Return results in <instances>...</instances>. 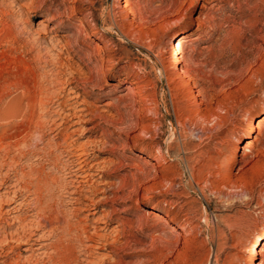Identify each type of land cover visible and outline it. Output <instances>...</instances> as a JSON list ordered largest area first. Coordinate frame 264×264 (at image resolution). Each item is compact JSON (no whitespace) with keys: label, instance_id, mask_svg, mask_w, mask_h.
Segmentation results:
<instances>
[{"label":"rangeland","instance_id":"obj_1","mask_svg":"<svg viewBox=\"0 0 264 264\" xmlns=\"http://www.w3.org/2000/svg\"><path fill=\"white\" fill-rule=\"evenodd\" d=\"M130 1L154 18L151 34L156 38L138 44L119 27H112L115 18L122 22L133 18L122 8L126 0H0V95L12 83L37 78L48 108L44 118L69 114V142L77 152L85 146L91 150V163L99 169L92 170L96 173L85 193H95L99 212L92 214L81 204H68L61 217L88 225L91 231L97 227L107 237L104 245L90 242L91 256L81 255L87 259L83 264H249V247L264 232V123L248 133L264 116V0ZM57 10L68 26L60 32L59 19L48 18ZM197 16L202 24L193 21ZM82 18L86 28L78 32ZM4 26L12 27L9 37ZM185 33L181 55L190 59L177 68L170 56L171 38ZM73 38H78V46L91 45L90 51L97 44L105 51H97V59L89 65L75 52L76 43L69 41ZM103 54L107 61H101L100 74L94 64ZM156 63L173 73L176 87L165 76L159 78ZM185 66L192 71H182ZM91 70L97 78L100 75L101 85L83 90L79 84L77 92H72L75 83H70L69 75L82 78ZM137 70L146 77L137 88L151 106L156 99L154 112L143 113L129 98L119 101L128 93ZM11 90L4 94L0 107L20 97V89L11 86ZM82 107L86 110L79 111ZM212 113L223 115L221 124L211 120ZM201 116L208 122L198 120ZM46 133V140L55 138L56 131ZM58 139L63 137L53 141ZM42 146L1 150L0 177L15 169L19 176L28 171L24 155L29 149L42 155ZM161 151L165 157L158 162ZM3 191L0 203L7 208L13 193L3 195ZM56 196L68 199L62 189ZM151 209L161 212L164 219L152 215ZM165 220L185 223L188 232L170 233ZM11 222L0 221V230L12 231ZM78 231L74 245L80 254L82 234ZM11 247L13 251L3 253L0 264L33 253L24 250L27 244ZM259 248L261 262L263 243ZM38 256L29 263L66 260L64 255L53 260Z\"/></svg>","mask_w":264,"mask_h":264},{"label":"bare ground","instance_id":"obj_2","mask_svg":"<svg viewBox=\"0 0 264 264\" xmlns=\"http://www.w3.org/2000/svg\"><path fill=\"white\" fill-rule=\"evenodd\" d=\"M122 8L127 13L131 12L133 18L132 19L127 18L125 19L126 21L123 22L115 18V22L111 24L112 27L115 26L117 28L119 27L122 33L126 37H128L130 40H133L138 44H142V42L147 39L151 41L152 39L156 38L155 35H153L155 32L153 30H155V28L151 26V22L152 20H154V18L151 15L145 14L146 12L145 8L134 7L130 0H126V4ZM150 14L152 13L150 12ZM48 18L51 19L52 21H56L59 19V22L56 23L57 29H59L57 30L58 32L63 30V29L61 30L62 27L64 28L68 27L65 25L64 21L61 20V12H59L58 10L50 14ZM83 19L84 18H82L81 20L80 29L78 30V32L81 29L84 30L86 28V23ZM192 19L193 21H198L200 24H202V19L199 16L193 17ZM12 31L13 30L11 26H6L5 36L9 37L10 35H12L11 34ZM151 32H153V34H151ZM187 35L188 33L187 34L185 33L179 36L181 38H179L177 35L171 38L172 49L170 56L172 57L175 63V67L177 68H180V66L183 63H188V60L190 59V57L185 56V54L181 55V53H183L182 47L187 39L186 38ZM88 37H90V35H88ZM69 41L71 43L73 41L76 43V46L78 48L75 50V52L78 54L80 58L86 61L87 64L89 65L90 63L94 62L95 59H97V51L99 52L105 51V48L102 46H98V44H97L98 48L95 49L93 48L94 50L92 51L88 49V47H90L91 45L88 44L89 46H87L85 42H83L81 46H78V38L69 39ZM147 45L149 46V44ZM48 57L49 56H47L46 58ZM191 59L193 60V57H191ZM105 60L106 57L105 54H103V56H101V60H97L95 62L96 64H94V66L97 67L96 68L97 72L100 71L103 72V68H102L103 63L101 64V61H105ZM57 61H59V59ZM155 65L158 67L159 78L163 80L165 76L170 85L171 83L174 84L175 78L174 76H171L173 73L169 72L171 73L169 74L167 70L168 68H166V66L163 64L162 67H159L157 63ZM181 70L184 71L185 73L192 71L190 70L189 66H185L184 68H181ZM101 72L100 74H102ZM93 74L94 71L91 70V72H89L88 75L85 76L81 75L82 78L81 77L79 78V76L77 78V76H75L74 74L69 75L70 83H72V85L75 83V85L73 86V88L75 89L71 91L76 93L77 92L76 89L79 86V84L81 85V88L83 90L87 89V87L89 86H92L94 88L99 87L101 85L98 79L100 75L98 73L99 76L97 78L95 74L94 75ZM145 78L144 75L137 70L135 78L132 79V82L127 86L128 93L126 94V96H122V98H119V101L122 100L123 98H129L134 103L133 107L140 108L141 111H143V113L144 112L147 113L149 111L151 113L152 111L153 112L156 111L158 108L156 105V99H155V106L154 107L151 106L152 103L150 102V99L145 95H143L141 89H138L139 87H141V84L145 80ZM187 79L189 80V78ZM11 86L16 88V90L20 89L22 92L20 97H16L12 103H10L7 106H3V107L1 106L2 108L0 107L1 108L0 131L2 132L0 133L1 134L0 152L5 148H8L9 150L13 148L19 149L23 146L31 148V147H36L39 144L40 145L42 144L43 146L41 147V150H43V154L42 155L40 153L37 154L34 150L29 149V152H27V154L24 155L25 157L28 158L29 161L28 166L26 164V166L29 168L28 171L23 170L22 173L23 175L21 174V176H19V170L15 169L14 172L12 173L6 172L2 174L0 177V189L4 190L3 195L4 193L5 194L13 193L7 202V204L9 205L7 208H4L6 203L5 204L0 203V221L5 222L6 220L7 221L12 220L11 223L12 225H14L12 231L8 232L7 230H0V257L6 255V254L3 255V253L13 251V247H11V244L23 243L28 245V247L24 248V250L26 251L31 250L33 251V253L30 254L29 256L20 257L18 259H11L7 262L5 261L3 262V264H30L29 262H33L34 259H38L39 257L38 254H44L46 257L48 256V258L52 260L56 257L62 258V255H64L66 257V260L62 261V264H81L82 261L87 260L86 258H82L81 255H84L86 257L91 256L92 251H90V248L92 247V243L96 242L98 245L99 244L104 245L105 244L104 240H107V237L99 233L98 231L99 228L97 227H94V230L91 231L87 228L88 225H77L69 218L65 217L62 220L61 217L68 210L67 209L68 204L70 205L81 204L83 206V209L85 210L88 209L92 214H97L99 212L98 206L96 205L97 204L96 201L98 200H96L94 197L95 193L94 196H91V194L88 195L89 193L88 194L85 193V186L89 184V182L92 180V176L95 175L96 173V172L94 173L92 170L94 169L98 170L99 168L95 167V162L91 163V153H90L91 150L88 151L87 149H85L87 148L85 146L84 148L81 147L80 151L77 152L76 147L73 146L74 143L71 140H70L71 142H69L68 139L71 136L70 133L68 132V127H67L69 121L68 117L70 116L69 114H66L63 118H58V119L44 118L46 112L48 111V108L45 105L43 99V93H42L43 89H41L40 83L37 78L29 82H16L10 84L9 86L10 88L7 87L9 89H5L4 92L0 95V101L3 97H5L4 94L11 93L12 91ZM171 87L173 88V86H170V88ZM174 87H176L175 84ZM78 94L77 97L79 96ZM61 104L63 106L64 103L61 102ZM118 107L119 109H121L120 106ZM85 110L86 109L83 107L79 109V111H85ZM73 114H76V112ZM210 118H212L211 120H213L217 125L221 124V122L224 120L223 115L219 113H212ZM198 120L206 121L207 119L204 116H201ZM263 123H264V116L263 118L262 117L258 118L256 122H254V125L250 126L248 133L251 134L257 128H261ZM46 130L56 131L55 138L52 137L53 139L48 138L49 141L46 140L47 139ZM60 136L63 137V140L59 141L58 139V141H53L54 139L59 138ZM33 140H37V141L36 142L34 141L35 143H33ZM250 145L251 142L249 141L248 144L244 147V151L247 150L250 147ZM61 148H64L65 150L64 151L61 150V152L59 153L58 151H60ZM164 153L165 152L161 151L159 152V154H157L158 162H162V160L165 157ZM5 156H7V154ZM42 156H44L45 158ZM38 158L43 160L45 159V162H40V164L37 163L38 164L37 165L33 161L34 159H38ZM48 167H50V169L47 171ZM59 172H61V175H59ZM59 189L60 190L62 189L63 192L68 193L67 196L68 201L61 199L59 196L58 197L56 196V191ZM29 194L31 196L32 195L34 196L32 201L27 200V198L30 196ZM77 209H78L77 207H74V210ZM151 214L156 217H160V220L161 218L164 219L162 213L155 209H151ZM30 215L34 216L36 219L33 217L35 220H32L30 217L29 220L28 217ZM165 223L168 225L170 233L175 234V233L188 232V228L187 225H185V223L174 224L168 220H165ZM78 230H80L82 234L80 236L84 237V239L81 237L79 240L80 254H77L74 245L75 242L74 239L76 238L75 231ZM261 243H263V247H264V232L260 236H257L253 240L251 247H249L250 248L249 264H264V259H262V261L259 262L260 260L259 255L260 254L262 255V251L259 248V245ZM48 249H52V252L50 253L47 252ZM35 251L38 253L36 254ZM39 262L37 260L35 264H38Z\"/></svg>","mask_w":264,"mask_h":264}]
</instances>
